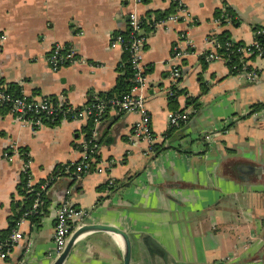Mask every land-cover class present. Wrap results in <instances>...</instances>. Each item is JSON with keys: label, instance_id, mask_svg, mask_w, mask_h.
Instances as JSON below:
<instances>
[{"label": "crops", "instance_id": "crops-1", "mask_svg": "<svg viewBox=\"0 0 264 264\" xmlns=\"http://www.w3.org/2000/svg\"><path fill=\"white\" fill-rule=\"evenodd\" d=\"M178 1L187 18L145 26L142 90L164 149L151 153L146 142L131 139L139 113L109 109L98 124L93 168L79 180L66 173L51 181L42 216L21 225L23 240L0 264L54 263L56 211L65 198L87 211L85 224L126 231L131 264H264V107L250 113L252 104L264 103V57L251 60L258 69L253 83L231 73L223 59L202 60L210 39L223 32L242 43L264 38L257 32L264 31V0H145L139 11L146 18L169 14ZM223 7L235 15L233 23L215 22ZM131 8L128 0H0V32L7 35L0 81L17 83L28 97L51 96L75 106L93 92L112 91L126 61L112 38L126 30ZM183 33L187 53L174 82L171 56ZM58 42L76 50V63L53 68L47 57ZM173 110L189 117L165 136ZM89 121L33 129L0 105V231L24 204L21 148L30 156L33 182L40 183L57 164L81 158ZM145 234L163 245L168 262L145 247ZM125 249L120 234L92 229L75 240L63 264H124Z\"/></svg>", "mask_w": 264, "mask_h": 264}, {"label": "built area", "instance_id": "built-area-1", "mask_svg": "<svg viewBox=\"0 0 264 264\" xmlns=\"http://www.w3.org/2000/svg\"><path fill=\"white\" fill-rule=\"evenodd\" d=\"M132 8L128 14L127 30L128 38L126 39L121 33H118L112 38L113 44H120L123 51L127 54V60L130 62L134 76L132 77L133 85L131 89L109 99L103 98L96 93L92 101H87L84 105L75 106L65 102L63 99H57L51 96L41 98H33L26 96L23 92L15 95L11 92L7 85L0 81V105H8L9 112L17 121L23 125H28L33 129H39L47 124L46 121L69 120L73 119L93 118L94 126L89 138H86L81 158L74 163L57 164L54 168L51 177L40 183H34L30 172V156L26 152L19 151L28 159L24 158V173H28L27 188L28 192L34 191L37 186V191L30 208L26 209L23 214L16 220L12 232L6 238H0V259L10 257L15 249L23 240V231L21 225L32 214L40 213L44 205V193L47 192L51 181L66 173L70 174L75 180L81 179L86 173L93 168V159L99 148V133L98 124L102 120L105 113L115 108L122 112H137L140 118L135 122L131 139L135 142L142 141L148 144V149L151 153L155 151L158 137L155 135L152 128L151 113L147 108V97L143 92L145 83V67L143 66V53L146 48L148 33L145 26L156 27L167 21H178L185 19L189 15L188 10L181 1H178L177 8L174 12L167 14L165 17H150L146 18L139 11L140 5L145 0H128ZM235 20V15L226 7H223L215 15V22L218 24H231ZM263 34V30L257 31ZM7 35L0 32V48L3 47ZM182 41L188 40L184 33L181 35L173 46L171 61L173 67L171 69V78L174 82L182 75L181 63L187 51L182 45ZM211 47L204 52L202 59L205 62H210L216 59H223L231 73L238 74L245 78L246 81L253 83L258 79V69L251 64L253 57H264V43L255 40L251 43L237 42L231 38H226L221 42L212 37ZM223 47L226 50L225 54L219 53V48ZM238 54V60L233 59V55ZM54 69L60 65L76 63L78 61L76 50L72 47H66L61 43H56L51 49V53L47 57ZM174 90L169 91V96L174 95ZM188 120V113L179 110H173L168 113L169 127H177L181 123ZM209 138V137H207ZM24 157V156H23ZM97 166L99 171L103 167ZM109 186H114L113 179L109 180ZM70 191L68 190L67 193ZM25 198V197H24ZM87 211L75 206L69 198H65L56 211V224L53 237V248L50 252L51 256L56 260L65 250L70 237L74 231L85 225V217ZM30 243L27 244V250Z\"/></svg>", "mask_w": 264, "mask_h": 264}, {"label": "trees", "instance_id": "trees-1", "mask_svg": "<svg viewBox=\"0 0 264 264\" xmlns=\"http://www.w3.org/2000/svg\"><path fill=\"white\" fill-rule=\"evenodd\" d=\"M227 9H229V8H227ZM167 14L168 13L160 14L157 17L158 18L165 17ZM120 33L126 39L128 38V30L127 29L125 31H123V32H120ZM226 38H228L227 33L223 32L222 34H220L218 36V41L223 42V41H225ZM257 40L259 42H261V43H264L263 35H260ZM219 53L225 54L226 50L223 47H221V48H219ZM237 55L238 54H236V55L234 54L233 55V59L234 60H238V56ZM119 68H120V71H121V75H119L117 84L114 87V89L112 91H110V92H107V93L96 92L98 95H100L103 98L109 99V98H112V97H115V96H119L122 93H126V92H128L131 89V87L133 85L132 77L134 76V70H133L130 62H128V60H127V54H126V61L124 63H122V65ZM5 84L7 85L8 89L11 92H13L15 95H19V94L22 93V88L17 83H11L10 82V83H5ZM174 91H175L174 95L170 96L171 102L174 100V97L178 94V91H177L176 88H174ZM96 93L93 92L90 95L88 102L93 100V97H94V95H96ZM191 101L194 102V106L197 107V105H198L197 101L195 99H192ZM3 107H6L7 109H9V106L7 104L3 105ZM262 107H264V103H261V102L254 103V104L251 105V109L252 110L250 111V113H252V112H254L256 110H259ZM188 117H189V115H188ZM69 120H73V118L70 116ZM89 120H90L89 124L86 127L87 128V136H86L87 138H89V136L91 134V131H92V128L94 126L93 118H90ZM46 122H47V125H57L60 122V120L59 121L58 120H56V121H46ZM182 124H184V123H181L179 126H181ZM174 128H176V127L170 128V130L165 134V136H168L173 131ZM160 145L161 144H159V143L155 144V151L156 152H159V151L164 149V148H162V145L161 146ZM21 151L23 153L24 152L28 153L26 148H21ZM23 156H24L25 159H28V157L25 154ZM27 180H28V173L22 172V181L19 184V192L21 194H23V196L25 197L24 204L21 206L19 211L14 215V217H13V219L11 221L10 227L0 231V238H6V237H8L10 235L16 220L23 214V212L26 209L30 208L32 203H33V200H34L38 185L36 186L34 191L28 192ZM111 187L113 188L114 186H111ZM43 199H44L45 202H44V205L42 206V209H41L42 211L40 213L32 214L30 216V219H32L33 221H38V219H40V217L43 214L42 212H44V210H45V206L47 204L46 193H44Z\"/></svg>", "mask_w": 264, "mask_h": 264}, {"label": "water", "instance_id": "water-1", "mask_svg": "<svg viewBox=\"0 0 264 264\" xmlns=\"http://www.w3.org/2000/svg\"><path fill=\"white\" fill-rule=\"evenodd\" d=\"M247 167V166H246ZM92 229H101V230H108V231H113L115 233L120 234L121 236H123L124 240H125V256H124V264H131V257H132V240L129 236V234L112 225H107V224H102V223H89V224H85L82 227L76 229L74 231V233L72 234V236L69 239V242L65 248V250L63 251V253L54 261L53 264H63L75 242V240L84 232L88 231V230H92ZM145 245V247L150 251V252H154V253H159L162 258L164 259L165 262H168L169 259V255L167 250L163 247V245H161L154 237H152L151 235L145 234L142 236L141 239Z\"/></svg>", "mask_w": 264, "mask_h": 264}]
</instances>
